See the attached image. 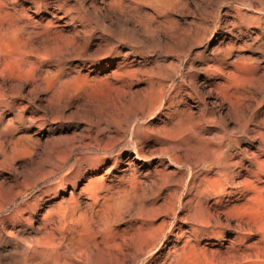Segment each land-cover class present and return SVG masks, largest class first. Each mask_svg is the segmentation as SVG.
Here are the masks:
<instances>
[{"label": "rangeland", "instance_id": "374dc122", "mask_svg": "<svg viewBox=\"0 0 264 264\" xmlns=\"http://www.w3.org/2000/svg\"><path fill=\"white\" fill-rule=\"evenodd\" d=\"M128 1H123L126 6L122 15L118 11L105 12L106 8L103 11L108 14L105 22H110L113 29L125 22L124 42L115 41V36H101L96 30L93 40L85 48L91 58L83 55L82 51L77 57H69L73 50L67 49L69 55L62 48L64 53L53 54L56 57L59 55L57 58L62 61V71L56 72L53 63L56 57L51 56L41 66V70H48V73L42 74L39 89L32 92L29 85L21 89L17 101L28 105L22 119L18 108L5 111L6 107L0 106V264H153L150 259L158 255L156 264H187L189 260L193 264H264L259 261L264 257L255 256L259 254L258 247L262 243L260 228L258 230L256 225L264 226V174L234 176L233 182L227 184L219 196L209 191L198 200L196 194L202 186L199 184L203 176L199 168L201 165L195 164L196 161L189 162L182 168L184 184H177L176 165L170 164L165 156L161 158L160 165L155 154L162 136L170 138L175 135V129L184 123V126L199 125L196 129H201L203 125L201 130H211L209 134L220 130L223 144H232L229 150L232 158L227 161L231 166L234 161H241L246 166L252 163L250 167L254 170L257 162H264V0L172 1L179 2V6L153 0H141L135 6V1ZM142 2L145 3L140 4ZM185 3L189 6L187 9ZM128 5L137 9H129ZM168 5L173 9L177 6L180 10H172L170 6L168 9ZM26 6L29 4L26 3ZM152 10L154 15L151 19ZM145 13L150 15H143ZM136 14L138 17L132 18ZM23 15L29 20H36L30 10L23 11ZM136 19H140L141 23ZM154 19L159 21L158 24ZM64 20L49 15L44 19L50 23L48 26H57L67 34L65 31H69L70 27L60 26ZM164 20L167 24H163ZM51 23H54L53 26ZM158 26L164 29L160 30ZM179 28L181 37L174 41L180 36ZM172 30H177V36ZM174 35L175 38H172ZM109 39H114L116 46L101 51L103 48L98 45L104 47L105 40L108 43ZM52 53L53 50L50 51ZM64 55H67L66 59ZM35 66L34 63L26 65L25 71L30 72ZM6 69L7 66L1 63L3 74ZM13 97L8 93L4 98L9 101ZM159 105L161 107L155 109ZM30 115L33 119L26 121L25 127L21 121ZM13 125L16 129L11 136H7L6 131ZM137 125L152 129L142 143L148 158L136 160L133 149L123 147L130 138L129 131L123 139L113 143L111 151L102 149L108 142L106 135ZM170 129L175 131L169 132ZM258 146L262 149L257 150ZM244 148L255 152V155L246 158L242 153ZM112 156L121 157L124 164L117 169L111 168V162L104 164L106 160H112ZM205 157L209 156L205 154ZM144 162L147 164L137 170L136 166ZM189 165L195 174L191 177L188 174ZM233 168L240 170L238 166ZM164 173L168 176L160 198L145 212L149 214L154 209H160L163 214L155 219L153 226L155 234L161 236L159 244L164 242L170 223L174 222L172 240L163 252L155 247L153 251L143 252L137 257H112L109 253V247L114 243L111 234L117 233L115 238H120L127 232L128 223L108 226L102 219L97 224H91V213H99L109 204L111 192L118 188L119 181L127 183L132 176L139 174L141 188L145 197H149L153 183L158 182ZM213 175L214 170H211L208 177ZM188 182H192V187L181 194L178 201L184 203L189 198L192 202L185 205L186 209L179 207L170 211L171 196L168 195L175 187L177 192H182ZM246 182L250 184L244 186ZM194 198L196 201H193ZM216 199L219 202H215ZM197 202L203 205L202 209L219 217L222 224L211 228L214 234L197 238V231L201 228L198 223L173 220L176 214L182 217L187 211H193L195 205H199ZM226 219L230 221L227 226L224 224ZM234 226H237L236 231L232 228ZM248 227L254 230L250 237L244 233ZM248 245L251 247L247 248ZM231 251L236 253V257L226 256ZM182 256H186V262H183Z\"/></svg>", "mask_w": 264, "mask_h": 264}, {"label": "bare ground", "instance_id": "6f19581e", "mask_svg": "<svg viewBox=\"0 0 264 264\" xmlns=\"http://www.w3.org/2000/svg\"><path fill=\"white\" fill-rule=\"evenodd\" d=\"M123 1H125V0H0V64L4 63L7 66L5 74H3L0 70V106L6 107L5 111L6 110H13L14 108L15 109L18 108V110L21 112V119H22V116L25 113L28 105L26 103H24L23 101H20V102L17 101V97H19V94L21 93V89L25 85L26 86L29 85V86H31L30 91L33 92V90H35V89L38 90L39 88H37V87H39V84L42 82L41 79H43L42 74L48 73V70H41V66L48 59H51L52 58L51 56H53V54L54 55H55V53L59 54V52L64 53V51H62V48H64V50H66L67 53L70 49H72L73 50V52H71L72 56H69L72 58H74L73 56H76V55L78 56V54L81 51H82L83 55L86 54L87 57H90V54H89L90 52L87 53V50L85 52V48L88 47L87 45L89 44L91 39L94 38L96 30H99L98 32H100L101 36L107 35V36H109V38H111L110 35L115 36V38H116L115 41L124 42L123 41L124 38L126 39V37H125L126 35H124V33H126V28L125 29L123 28L125 25V22L123 21L124 23L122 22V25H120L116 22L117 25H120V26H119V28L113 29L112 26L110 25V22L109 23L105 22V18L107 17L108 14L106 15L103 12L106 8L107 10H105V12H107V11H118L120 13H118V12L117 13L121 14L122 10H124L123 8L126 6L125 4H123L124 3ZM132 1L136 2L135 6H137V3L139 4V2H141V0H132ZM153 1L167 4V3H171L174 0H153ZM183 2H185V1L183 0ZM26 3L29 4L28 7L26 6ZM143 3H145V2H142L140 4H143ZM172 3L174 4L175 2H172ZM147 5L149 6V2ZM171 5H168V9H169V6L171 8L173 7ZM181 5H182V3H181ZM130 6H129V9L132 7V6L131 7ZM154 6H152V8ZM177 6H179V5H177ZM177 6L174 7V9H176V8L179 9V7H177ZM183 6H184V3H183ZM185 6H186V3H185ZM187 7H189V6H186V9H187ZM152 8H150V9H152ZM156 8L154 10H157L159 8V6L157 9ZM171 8H170V11L174 10L173 8L171 10ZM131 9H134V6ZM135 9H137V8L135 7ZM25 10H28V11L30 10L31 13L36 17V20H29L27 18L28 16L24 17L23 11H25ZM158 11H160V10H157V12ZM168 11L169 10H167V12ZM185 11L188 12L187 10H185ZM124 12H125V10H124ZM177 12H180V11H177ZM111 13H113V12H111ZM128 13L130 14V10ZM159 13H157V14L155 13V15L158 16ZM165 13L166 12H164V14ZM129 14H127L126 16H129ZM133 14H134V12H133ZM146 14H148V13H145L143 15L146 16ZM166 14L168 15V13H166ZM46 15H49L55 19H58V20L61 18L62 19L64 18L65 20L62 21V25H60V26L62 28H63V26H69L70 27L69 31H65L67 34H65L63 32L64 29H62V30H60V28L57 29L58 28L57 26H56L57 28L56 27L52 28L51 26H48V24H50V23H46L44 21ZM141 15L142 14H140V16ZM148 15H150V13ZM153 15L154 14H153V10H152V16L151 17L149 16V17L152 19ZM162 15H163V13H162ZM118 16H120V15H118ZM135 16H137V14L134 15V17H132V18H135ZM140 16H139V18H140ZM113 17H115V16L113 15ZM126 18H128V17H126ZM129 18L131 20V17H129ZM162 18H163V16H162ZM172 18H170V19H172ZM118 19H116V20L119 22L120 20H118ZM122 19L124 20V18H122ZM147 19L150 21L149 18H147ZM147 19L145 21H148ZM156 19H154V20H156ZM109 20H110V18H109ZM136 20L138 21L140 19H136ZM159 20H161V19H159ZM217 21H218V19H217ZM111 22H112V20H111ZM130 22H132V21H130ZM138 22L141 23V20ZM156 22H157L156 24H158L159 21L156 20ZM169 22H171V21L169 20ZM172 22L175 23L177 21L175 19V22H174V20ZM126 23H127V21H126ZM135 23H136V21H135ZM135 23H133V24H135ZM142 23L146 24V22H144V21H142ZM165 23L167 24L166 21L163 24H165ZM51 24L53 26L54 23H51ZM161 24H162V22H161ZM112 25H114V24H112ZM140 25L143 26V24H138V26H140ZM77 26H79V27H77ZM138 26H136V27H138ZM160 26H158V28H161ZM164 26L166 27L167 25H164ZM170 26L171 25H169V27ZM152 28L156 29L155 26ZM134 29H137V28H134ZM144 29H146V28H144ZM162 29H164V28L162 27L160 30H162ZM132 30L133 29H131L130 31H132ZM136 31H139V30L137 29ZM146 31L147 30H145V32ZM172 31H174V30H172ZM180 31L181 30L179 28V34L177 33V30L174 31L176 34L174 32H171V33H173L177 36V34L180 35ZM132 32L134 33V31H132ZM140 32L141 31H139V33ZM148 32H150L149 29H148ZM133 33H130L131 34L130 36H132ZM141 33H143V32H141ZM158 33H159V31H158ZM112 34H114V35H112ZM151 34L152 33L150 32V35ZM96 35H98V34H96ZM140 35H142V34H140ZM145 35H146V33H145ZM154 35H152V36L154 37ZM171 35L172 34H170V36ZM175 35L172 36V38L173 37L175 38ZM188 35L189 34H187V36ZM147 36H149L148 33H147ZM184 36H186V35H184ZM128 37H127V39H128ZM180 37H181V35L178 36V38L175 39L174 41H177L178 39H180ZM103 38H105V37H103ZM106 38H108V37H106ZM133 38H135V37H133ZM197 38H199V37H197ZM200 38L203 39V37H200ZM129 39H131V38H129ZM136 39L137 38H135V40ZM113 40L109 39L108 43H107V40H105L106 42L103 40L106 43L105 44L102 41L105 44V46L103 47L101 45H98L99 47H102L104 49L103 50L101 48L102 49L101 51L104 52L105 49H107V51H108V48H114L116 45H114ZM135 40H133V41L135 42ZM151 40L153 41V38ZM172 40H171V43H172ZM197 40L194 42H197ZM201 40H200V42H201ZM139 41H141V40H139ZM128 42H130V41H128ZM163 42L165 43V41H163ZM198 42H199V40H198ZM159 43H160V46L162 45L164 47V45L161 44L160 41H159ZM166 43H167V41H166ZM171 43L169 42V43H167V45L168 44L171 45ZM94 44H96V43H94ZM132 44L134 45V43H132ZM157 45H159V44H157ZM144 46H146V45H144ZM95 47H96V45H95ZM166 47H168V46H166ZM91 48L93 50L94 47H91ZM154 48L156 49V47H154ZM157 48H158V46H157ZM57 49H58V51H57L58 53L56 52ZM59 49L61 51H59ZM67 49H69V50H67ZM52 50H53V53L51 55L50 51L52 52ZM170 51H172V50L170 49ZM180 51H184V50H180ZM174 52H177V51H174ZM183 53L185 54V52H183ZM82 54H80V55H82ZM123 54H125L124 51H123ZM178 54L181 55L180 53H178ZM62 55L63 54H61V57H62ZM92 55H94V54H92ZM95 55H97V54L95 53ZM65 56H67V55H64L63 57L65 58ZM53 57H56V56H53ZM57 57L55 58V60L53 59L55 61L53 63H55L56 72L60 73L62 71V61H60L61 59L59 60V58H57ZM150 57H152V56H150ZM64 58H63V60H64ZM161 59H162V57H161ZM157 60H158V58H157ZM167 61L169 62V60H167ZM191 62H193V61H191ZM32 63L36 64V66L30 72L25 71V66L30 65ZM175 63H176V61H175ZM39 80H41L40 83H39ZM8 93L13 94L14 97H13V99L6 101L4 97ZM167 99H168V97H167ZM161 102H159V104H161ZM170 103H171V101H170ZM160 107L161 106L159 105L155 109H158ZM155 109L153 111H156ZM203 118L205 120L204 116H203ZM32 119H33V116H31V115L27 116L24 121H21V124L25 125L26 121L30 122V121H32ZM213 119H215V118H213ZM201 122H203V120L200 121V124L202 125ZM205 122H207V121L205 120ZM181 124L183 125L184 123H181ZM179 125H180V123H179ZM182 125L179 126L178 129H175L176 130V133L174 132L175 135L171 136L170 138H164L162 136L163 139H161V145L155 150V154L160 161L159 162L160 165H161V158L164 156L166 157V159L169 161L170 164L176 165L177 171H178V176H177L175 182L177 184L178 183L184 184V181H185L184 175L185 174L182 172V170H183L182 168L184 166H187L189 162L196 161L195 164L197 163L198 165L199 164L201 165V167H199V168H201V170L203 171V176L201 177V181L199 184L202 186L200 187L198 185L200 188H199L198 193L196 194V196L198 197V200H199V198L208 194L207 192H209V191H212L214 194L219 196V194L221 192H223V190L225 189V186L227 184H230L233 182L231 180L233 179L234 176L249 175L251 173H253L255 176L258 174H264V162H257V164L254 167V170L250 167L252 165V163H249V165L246 166V165H242L241 161H234L232 163V166H231L230 163H228L227 161L230 158H232V154L229 152L232 144L231 143H229V144L226 143L225 145L223 144V142L220 139L223 137V135L219 134L220 130L218 131V129H217V132L214 131L213 133L209 134V132L211 130H209V132L208 131H204V132L202 131L203 125L200 127L202 130L196 129L199 125L198 126L196 125L197 126V127L195 126L196 128L193 126L195 129L192 126H186V125L182 126ZM235 126L238 127V125H235ZM25 127H26V125H25ZM15 129H16V126H14V125L10 126V128L6 131V135L11 136ZM120 129H117L116 132L112 135L111 134L106 135L108 138V142H105L102 149L106 152L111 151V149H113V146H114L113 143L123 139L126 132L129 131L131 134L130 138L127 141H125V143L123 144V147H131L133 149V153H134L133 158H135L136 160H138L140 158H148L149 154L144 151V149H143L144 147H143L142 143H143L144 138H146V136L148 134H150L152 129L149 126H141V125H137L136 127H131L130 129L129 128H125L122 130H120ZM163 130L164 129H162V131ZM170 130H169V132L175 131L174 129H173V131H172V129H170ZM256 131H257V129H256ZM164 133H165V130H164ZM258 133H260V132H258ZM17 140H19V139H17ZM230 141H232V143H233V140L230 139ZM194 143H195V145H194ZM258 149L261 150L262 147L258 146L257 150ZM242 153L244 156H246V158L247 157L249 158V155H255V152H253V151L249 152L247 150V148H244L242 150ZM205 154H207L209 157L206 158ZM109 156H111V155H109ZM209 158H211V159H209ZM98 160H99V158H98ZM100 160H101V158H100ZM110 162H111V168L117 169L119 166L124 164L125 161H124V159H122L119 156H115V157L112 156V160L111 159L106 160L104 162V164L110 163ZM146 164H147L146 162L139 164L138 166H136V169L138 170L140 168H143ZM233 166L234 167L235 166L240 167V170H235L233 168ZM191 169L192 168L189 165V168H188V174L190 175L189 177H191L192 175H195L192 173ZM211 170L212 171L214 170V175H213L214 177H212V178L208 177V173ZM139 176H140L139 174L136 176H132L130 178L129 182H127V183L119 181V185L116 186L118 188H116L115 190H113L111 192V195L109 197V204L103 208V210L101 211L102 213L101 212H99V213L92 212L91 213V219H90L91 224L92 223L97 224V223L101 222L102 219L105 220V222L108 226H117L121 222H123V223L127 222L128 223V225L126 227L127 232L122 234V236H120V238L118 236V238H119L118 241H116V239H118V238H115L117 236V233L111 234L113 237L114 243L112 244V246H110L112 248L109 247V253L114 258H116V257L124 258V257H128L130 255H134V257H137L138 254H141L143 252H149L150 250H152L155 247H159L160 252H163L165 250V248L167 247V244L172 240V236H173L172 231L175 227L174 222L172 221L170 223V229H169L168 234H166V239L164 240V242L159 244L161 236L155 234V232H154L155 229L153 226H154L155 219L162 216L163 214H162L160 209H154V211L150 212L149 214H147L145 212L147 207L153 206L159 200V198H160L159 196L161 194L160 192H161L162 186L167 182L168 173H164L158 182L153 183V189H151L150 193L148 194L149 197H145L146 194L143 192V189L141 188L142 182H140L138 180ZM173 182H174V180H173ZM189 184H190V186H188ZM189 184H187L183 188L182 192H177L178 188L175 187V189H173L174 191H172L173 193L168 195V196H171V199L169 197V200H170L169 201L170 202L169 210L170 211L173 212L175 209H177L179 207L183 210L185 208V205H187V204L189 205V203L191 201V199H189V198H188L189 200L187 199V201H185L184 203H180L178 201V200H180L179 196H181V194L187 192L192 187V182H190ZM249 184H250V182H246V183H244V186L249 185ZM121 186H124V187L121 188ZM126 186H128V188ZM186 195H187V193H186ZM216 198H218V197H216ZM165 200L167 201L168 199H165ZM194 200H195V198L193 199V201ZM214 201L219 202L218 199H216ZM198 202H200V201H198ZM164 203H165V201H164ZM200 205L201 204H199V205L196 204L193 211H187V213H184V214L182 213L183 214L182 217L181 216L178 217L177 214H176V216L175 215L173 216L174 221L179 220V221H182L185 223H188V222L198 223L201 226V228L198 229V231H197V233H198L197 238H199L200 236L207 235V234H214L215 231H214V229H211V228H218L222 224L221 221L219 220V217H217V216L214 217V215H211L208 211H206L207 209H204V208L202 209L203 205H201V206ZM200 211H201V214H200ZM204 211H206V212L204 213ZM202 214H207V216L205 217ZM210 220H212L211 223H209ZM229 222L230 221L228 219H226L224 224L227 226V225H229ZM251 222H253V221H251ZM249 225L252 227L253 223H251ZM251 227L246 228L245 229L246 232H244L249 237L254 232V230ZM256 227H258L257 228L258 230L260 228L262 243L258 247L259 254H255V256L256 257L257 256L264 257V226L256 225ZM232 228H233V230L236 231L237 226H234ZM129 231H133V232L128 233ZM124 235H126V236H124ZM250 247H251L250 245L247 246V248H250ZM197 251H200V250L198 249ZM230 255H232L233 257H236V253L234 251H231V252L226 254V256H230ZM240 255L242 256V254H240ZM158 257H159V255L157 257H155L153 260L150 259V261H152L153 264H156ZM182 257L184 258L183 262H186V256H182ZM259 261L264 263V258L259 259ZM184 264H186V263H184ZM187 264H193V263H191V260H189V263H187Z\"/></svg>", "mask_w": 264, "mask_h": 264}]
</instances>
